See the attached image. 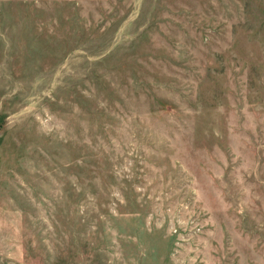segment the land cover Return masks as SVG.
<instances>
[{"label":"rangeland","instance_id":"374dc122","mask_svg":"<svg viewBox=\"0 0 264 264\" xmlns=\"http://www.w3.org/2000/svg\"><path fill=\"white\" fill-rule=\"evenodd\" d=\"M0 264H264V0H0Z\"/></svg>","mask_w":264,"mask_h":264}]
</instances>
